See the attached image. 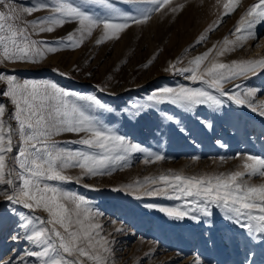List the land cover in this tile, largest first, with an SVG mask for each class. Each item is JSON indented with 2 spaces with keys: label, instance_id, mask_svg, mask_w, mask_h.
Listing matches in <instances>:
<instances>
[{
  "label": "rangeland",
  "instance_id": "374dc122",
  "mask_svg": "<svg viewBox=\"0 0 264 264\" xmlns=\"http://www.w3.org/2000/svg\"><path fill=\"white\" fill-rule=\"evenodd\" d=\"M86 9L89 15L111 19L115 23L127 22L130 26L112 38H106L102 25L84 33L80 46H69L67 37L81 36L78 21L69 20L56 26L52 32H41L33 28V21L53 15L50 9L37 10L31 14L24 8L41 4L54 5L56 0H6L13 5L19 19L12 21L27 29L31 40L43 53L36 63L9 62L0 64V73L12 74L24 80L50 81L76 95L69 99L85 107L88 102L77 100L79 95H95L111 111L92 107L88 114L97 119L127 141L139 144L143 152H119L123 160L114 161L104 174L82 176L77 182L49 183L75 195L84 196L87 207L95 218L92 222L102 225L100 235L107 237L111 252L108 264H264V234H253L242 228L223 208L209 205L211 216L192 213L198 219L188 217L176 219L162 208L187 210L185 200L174 195H148L143 182L146 178L169 173L185 176L229 174L244 171L243 163L248 155L264 158V116L260 108L235 104L228 95L208 89L200 81L187 79L188 73L179 69L189 66V61L210 49L203 70L213 58L220 63L264 59V21L253 29L254 37L241 41L234 50L217 57L216 52L227 38L235 41V29L247 10L258 0H239L234 11L225 14L227 0H171L159 11H151L150 18L143 23H134L124 17L143 19L148 10L157 6L149 0H108L112 7L94 0H64ZM183 4L182 10L172 12L173 7ZM0 11H7L0 6ZM218 25V27H217ZM45 27L48 25H44ZM215 28L214 31H209ZM207 39L199 42L201 36ZM55 47L56 52L47 48ZM232 47V46H229ZM176 67L173 68L172 66ZM241 85L239 89L235 85ZM180 86L213 91L223 102L222 107L196 105L191 110L165 101L156 103L149 96L159 94L164 87ZM6 85L0 82V92ZM228 94L257 90L253 103L264 104V70L257 75L241 77L225 82ZM0 103L7 105L8 113L14 110L7 97L0 96ZM17 127L16 122H10ZM211 123L212 127L206 126ZM84 133H63L53 139L58 147L72 150H87L78 143ZM19 137H14L18 145ZM8 154L6 163L13 166ZM116 155V154H114ZM164 156L155 160V156ZM149 160L145 163V160ZM18 170V168H17ZM7 171V169H6ZM67 175L81 176V169L70 168ZM8 177L6 176V179ZM249 185L264 184L259 175L242 177ZM139 182V183H138ZM131 187H128V186ZM151 185V189L162 187ZM12 186L0 184V260L9 264H41V260L27 255L41 250L24 239H13L23 235L20 227L23 218L40 216L47 218L43 210L24 208L6 199ZM85 264H90L85 258Z\"/></svg>",
  "mask_w": 264,
  "mask_h": 264
},
{
  "label": "snow or ice",
  "instance_id": "6c2138e0",
  "mask_svg": "<svg viewBox=\"0 0 264 264\" xmlns=\"http://www.w3.org/2000/svg\"><path fill=\"white\" fill-rule=\"evenodd\" d=\"M112 7L108 0H94ZM156 5L148 10L143 19L124 17L125 21L143 23L150 18L151 11H159L171 0H149ZM239 0H227L223 7L225 14L235 10ZM0 6L7 11H0V64L9 62L36 63V57H43V53L36 47L37 41L31 40L26 34L27 29L18 27L12 21L19 19L16 8L0 0ZM183 4L173 7L172 12L182 10ZM50 9L53 15L42 20L33 21V28L39 27L41 32H52L56 26H63L69 20L78 21L81 36L76 38L69 34V46L76 48L83 42L84 33H91L92 29L101 26L105 29L106 38H112L130 25L127 22L115 23L111 19H103L89 15L87 10L64 0H56L54 5L41 4L38 7H27L23 11L31 14L37 10ZM264 21V0H258L241 18L234 34L235 41L227 38L223 46L216 52L222 56L226 51L234 50L241 41L254 37L253 29ZM48 25V26H44ZM218 27V25H217ZM210 28L209 31H214ZM201 36L198 43L206 40ZM232 46V47H229ZM216 46H213L215 49ZM210 49L189 61V66L179 69L188 73L187 79L200 81L221 96L228 95L235 104L247 106L253 112L260 108L259 115L264 116V104L254 105L253 97L257 90L248 89L243 95L239 92L228 94L224 90V83L241 77L257 75V70H264V59L233 61L230 64L217 62L215 58L201 69L208 60ZM48 52L58 51L55 47L47 48ZM173 68L176 66L173 65ZM0 82L6 87L0 96L7 97L14 110L7 115V105L0 103V184L12 186L11 194L6 199L12 204L22 205L32 210H43L47 218L40 216H27L23 218L20 227L24 234H17L13 239H24L36 245L41 250L28 252L27 255L37 257L41 264H85V258L90 264H108V254L111 252L107 237L100 235L102 225L92 222L95 218L87 207L88 201L84 196L62 190L50 181L78 182L82 176H95L104 174L105 169L114 161L123 160L119 152H143L139 144L127 141L122 135H117L107 128L95 115L88 114L94 106L105 111H111L95 95H79L77 100L88 102L82 107L69 99L76 95L70 93L56 83L50 81L24 80L21 82L17 76L0 73ZM241 85H235L239 89ZM150 101L163 103L165 101L178 104L191 110L196 105L209 107H222V100L213 91L198 87L178 88L164 87L158 95L149 96ZM17 127H12L11 121ZM211 128L212 124L207 123ZM63 133H84L78 143L87 150H72L58 147L53 139ZM19 137L18 145L14 144V137ZM16 149L12 157L13 166L6 163L8 154ZM116 154V155H114ZM164 156L157 155L155 160H163ZM148 163L149 160H145ZM18 168V170H17ZM70 168L81 169V176L73 177L66 174ZM7 169V171H6ZM244 171H234L229 174L185 176L182 173H169L158 177L146 178L143 182L148 195H174L175 199L192 198L185 200L187 210L176 208H162L169 216L176 219L188 217L196 220L198 217L192 213L200 212L211 216L209 205L223 208L236 224L248 229L253 234H264V184L249 185L243 181L246 174L264 177V158L248 155L243 163ZM6 176L8 177L6 179ZM139 183V182H138ZM162 184L151 190V185ZM128 187H131L130 185ZM0 264L5 261L0 260ZM9 264H16L15 260Z\"/></svg>",
  "mask_w": 264,
  "mask_h": 264
},
{
  "label": "bare ground",
  "instance_id": "6f19581e",
  "mask_svg": "<svg viewBox=\"0 0 264 264\" xmlns=\"http://www.w3.org/2000/svg\"><path fill=\"white\" fill-rule=\"evenodd\" d=\"M263 46H264V40H262V41L260 42V45H259L260 49H261V47H263Z\"/></svg>",
  "mask_w": 264,
  "mask_h": 264
}]
</instances>
